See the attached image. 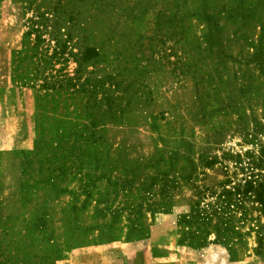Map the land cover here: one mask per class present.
Here are the masks:
<instances>
[{
	"label": "trees",
	"instance_id": "obj_1",
	"mask_svg": "<svg viewBox=\"0 0 264 264\" xmlns=\"http://www.w3.org/2000/svg\"><path fill=\"white\" fill-rule=\"evenodd\" d=\"M23 4L24 30L19 48L10 51L8 67L10 84L32 94V147L19 151L22 172L35 157L42 164L41 171L57 162L50 171L59 175L94 164L90 159L101 152L99 145L104 140L106 126L120 123L136 104L146 101L143 74L151 71L148 66L156 63V55L162 57L166 41L171 42L167 50L174 49L188 59L197 61L205 52L218 59L231 58L222 46L218 15L238 23L237 26L250 20L255 24L258 32L254 42L249 43L250 52L245 60L246 67L248 64L252 67L234 70L223 79L220 71L213 68L216 75L205 76L209 77L208 81L217 77L209 89L213 95L212 108H229L235 114L234 120L229 121L234 125L233 130L241 135L243 143L256 145L257 151L221 152L219 159L230 160L241 176L233 180L225 177L216 187L196 190L186 211L176 217L179 228L176 243L192 249L219 245L231 262L237 259V245L243 244L244 237L252 231L256 242L254 253L264 264L261 251L264 221H259L260 217L264 218V143L256 139L264 135V121H261L264 115L259 119L252 114L248 124L240 110L241 100H254L259 89L264 90V19L257 14L264 7V0H23ZM191 18L203 25L199 35L192 32L194 26L187 21ZM143 40L147 42L145 48ZM145 50L148 55L144 54ZM140 61L145 64L140 65ZM185 65L179 64L176 69L182 71ZM196 75H191L195 83L193 104L201 109L205 97L211 94H207L204 85L202 89L197 87L200 82ZM227 79L233 81L231 90L235 94L224 102L223 96L216 92L219 86L226 85ZM198 157L206 168L221 163L216 155L202 153ZM159 161L152 160L151 167L155 168L154 163ZM156 181L161 184L156 193L159 199L147 204V210L168 212L172 200L166 188L174 180L156 169L154 175L144 177L142 191L148 195L150 185ZM37 184L47 186L49 200L71 193L58 186L53 177L45 176L32 184L19 181L17 200L25 204L35 198ZM79 189L85 199L90 197L86 184H80ZM85 199L80 203L73 200L60 208L61 241L52 235L44 202L32 204L29 215L16 216L18 223H13L9 216L0 217V264H55L63 251L82 243L107 244L119 239L122 235L116 209H96L103 221L79 223ZM137 207L130 205L128 215L136 213ZM252 211L257 216L252 217ZM107 214L111 219L104 221ZM126 221L130 226L124 240L147 237L141 223L129 218ZM246 221L254 224L243 231L240 223ZM94 231L95 235L88 238L86 233Z\"/></svg>",
	"mask_w": 264,
	"mask_h": 264
},
{
	"label": "rangeland",
	"instance_id": "obj_2",
	"mask_svg": "<svg viewBox=\"0 0 264 264\" xmlns=\"http://www.w3.org/2000/svg\"><path fill=\"white\" fill-rule=\"evenodd\" d=\"M23 5V0H0V217L9 216L13 223H18L16 216L20 217L23 213L29 215L33 210L32 204L44 202L50 217L52 235L61 241L62 229L59 226L62 225L60 220L63 216L60 208L73 200L80 203L85 199L79 189L83 183L87 185L90 197L85 199L79 223H99L103 220L99 218L96 209H116L119 214L117 226L122 236L107 244L86 242L72 247L63 251L55 264H262L254 253L256 242L252 231L244 237L243 244L237 245V259L231 262L219 245L208 244L201 249H192L176 243L179 237L176 217L186 211L196 190L216 187L225 177L233 180L241 176L230 160L219 159L221 152L242 154L246 150H253L254 153L257 151L256 145L243 143L241 135L233 130L234 125L229 121L234 120L235 114L229 112V108H212L214 105L210 103L213 95L209 89L212 87L210 83L215 82L217 77L208 81L209 77L205 76L207 73L216 75L213 68L220 71L223 79L234 70L244 71L252 67L248 64L247 68L245 60L250 52L249 43L254 42L258 32L255 24L250 20L245 25L237 26L238 23H232L223 19L222 14H217V21L222 24V46L231 58L218 59L212 53L205 52L198 56L197 61L188 59L174 49L167 50L171 42L166 41L162 57L156 55V63L148 66L151 71L143 74L146 101L136 104L134 110L129 111L120 123L106 126L104 140L99 145L101 152L90 159V163L94 164L59 175L57 171H50L57 166V162L41 171L42 164L37 163L38 157H35L25 172H22L19 151H27L32 147V94L30 90L10 84L8 67L10 51L19 48L24 30ZM257 14L263 20L264 7ZM187 21L194 26L192 32L199 35L202 23L192 18ZM146 43L142 41L144 48ZM148 53L145 50L144 54ZM142 64L145 62L140 61ZM179 64H186L182 71L176 69ZM72 66L70 63L69 69ZM195 74L200 82L197 87L201 86L202 89L204 85L207 94H211L205 97L201 109L193 104L195 83L191 75ZM226 81V85L219 86V93L216 92L223 96L224 102L235 94L231 90L233 81ZM241 103L240 110L247 123L252 114L260 119L264 115L263 88L259 89L254 100H241ZM256 139L264 143V135H258ZM202 153L216 155L221 163H215L209 168L201 166L198 156ZM150 157L154 161L160 159L154 163L155 168L151 167L153 162ZM223 165L227 168L224 169ZM156 169L164 171L166 177L174 180L166 188L172 200L168 212L157 209L150 213L147 210V204L159 199L156 193L160 191L161 184L156 181L150 185V193L147 195L142 191L141 182L144 177L154 175ZM45 176L53 177L58 186L65 187L71 193L49 200L45 190L47 186L37 184L34 189L37 191L35 198L25 204L17 200L19 181L32 184ZM130 205H138L136 213L131 216L128 215ZM250 215L255 217L257 213L252 211ZM128 218L141 223L147 230V237L124 240L123 235L130 226L126 221ZM109 219L111 217L107 214L104 221ZM259 221L263 222L264 218L260 217ZM253 224L254 221H246L240 223V226L243 231H247ZM88 233L86 235L90 238L96 232ZM261 251L264 254V240Z\"/></svg>",
	"mask_w": 264,
	"mask_h": 264
}]
</instances>
